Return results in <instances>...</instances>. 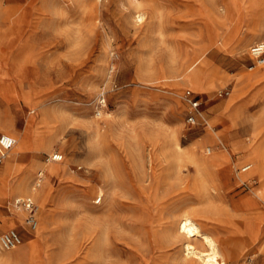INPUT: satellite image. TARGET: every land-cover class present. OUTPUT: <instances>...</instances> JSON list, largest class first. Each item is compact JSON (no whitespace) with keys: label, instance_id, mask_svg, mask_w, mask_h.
Segmentation results:
<instances>
[{"label":"rangeland","instance_id":"374dc122","mask_svg":"<svg viewBox=\"0 0 264 264\" xmlns=\"http://www.w3.org/2000/svg\"><path fill=\"white\" fill-rule=\"evenodd\" d=\"M246 2L248 15L233 0H0V133L29 129L27 150L0 162V234L15 228L22 237L12 249L0 246V264H186L174 213L194 209L223 242L246 222L237 204L259 178L238 185L222 179L218 165L204 164L219 150L206 120L230 148L252 132L245 120L264 119V63L250 51L262 41L263 14L249 15L264 11V0ZM202 54L208 92L184 70ZM175 81L183 82L178 94ZM187 89L201 102L198 124L186 121ZM37 122L47 147L34 151ZM173 134L187 152L178 163ZM54 152L63 159L52 160ZM34 163L33 194L11 193L9 184ZM44 164L58 171L46 168L35 186ZM196 177L220 193L212 203L196 195ZM100 187L107 196L98 202ZM20 196L37 205L33 249L36 230L23 211L22 219L14 214ZM227 264H264V256Z\"/></svg>","mask_w":264,"mask_h":264},{"label":"bare ground","instance_id":"6f19581e","mask_svg":"<svg viewBox=\"0 0 264 264\" xmlns=\"http://www.w3.org/2000/svg\"><path fill=\"white\" fill-rule=\"evenodd\" d=\"M233 1L235 3H237L239 6H241V8L245 12V14L248 15V13L246 11V7L249 5V3L246 2V0H233ZM241 3H242V5H241ZM263 12L264 11L257 13L256 11H252V13L249 14V15H253L255 17L256 16H258V17L262 16V14H263V16H262L263 22L261 23V25H259L263 28L262 41H264V13ZM142 17H143V15L141 13V14H138L137 18L141 19ZM256 62L258 64H262L257 59H256ZM186 66L187 67L184 70H186V71L190 70L191 71L189 76L191 78H193L194 80H196L198 88L204 92H208L209 87L206 84V78L210 76V68L207 66V59L203 56V54L196 57L190 64H188ZM176 77H178V76H176ZM172 84H173L172 92L174 94H178L179 93L178 89L181 88L183 82L175 81ZM11 99H14V97H12ZM22 104H24V103H22ZM222 105H223V103L221 102V103L217 104L216 106H214V109H219ZM31 112H35V109L33 107H31L30 113ZM13 114H15V113H13ZM14 118H15V115H14ZM27 120H29V118ZM245 121H249L252 124V126H253L252 132L250 133V135L247 139L237 137L235 139V141L232 142V146L229 148L221 140L219 133L217 134L216 132L213 131L211 122L206 120V122H208V125H209L207 135H209V137H211L212 139L217 141V144L219 145L218 146L219 150L213 152L211 154V156L204 162V164H206V165H218L219 168L221 169L222 179H224L226 176L230 177L231 179H234L235 183L238 185L239 184L242 185V183H243V184H247L249 186L250 182L253 183L252 181H254V178H256V177L259 178L260 186L253 187L252 185H250L251 192L249 194H247L244 197V199L237 204V206H238L237 209L239 210V213L246 215L247 220L245 223H242L239 221L235 225V227L232 228V232H231L232 234L229 237V239H227L225 242H223V241H220L218 238H215L214 236L211 235V233L209 232V229L207 227L208 221H206L205 219H201V218H198V219L195 218V216H197V214L195 213L194 209H192V208L184 209V207H185L184 206L183 207L184 210H180L179 212L174 213L173 214V220H171V223H172V227H174V229H175L174 232H176L177 234H180L183 237V242H182V245H183L182 247L184 250L183 261L186 264H227V262L229 261L230 258L233 259L234 261H238L240 258L245 259L248 255L255 256L257 258L260 257L261 255L264 256V234L262 233V229L259 228L260 226L258 224V222L264 223V138L263 139L260 138L264 132V128L262 125V123L264 122V119L262 120L261 118H259L257 116H251ZM31 123H29V124H31ZM238 124H239V122L236 123V125H238ZM244 127H246V126H244ZM240 129H242V128H240V127L235 128V132L237 133V135H238V133H240V131H241ZM26 131H27V129H26ZM26 131L24 132L20 129V131L11 130V132H9V134L12 135L16 139V142H15L14 146L11 148L12 151L10 152V154L6 155L7 158H10L12 156V154H14L17 150H26L28 148V146H27L28 141H27L26 137H28L27 133H28L29 129L27 132ZM44 134L45 133L40 129V127L38 126V122H37L35 131H34V138H33V144H34L33 150L34 151H38L42 147H47V142L45 140ZM167 134L168 133H166L165 135H167ZM172 137H174V138L172 140L173 143L171 144V156H172V159L178 163V161L182 158V156H184L187 152L184 150H181V146L179 145V143L176 139L177 136H175V134H173ZM259 140H261V144L258 146ZM164 141H165V139H164ZM166 141H168V140H166ZM166 143H168V142H166ZM135 145H137V144H135ZM208 151H209V153H211L210 148L208 149ZM163 153H164V151H163ZM8 161H9V159L7 160V163H8ZM48 163H50V162H48ZM36 166H38L36 163L32 164L29 167V170L27 171L26 174L22 175L19 178V180L14 181V182L9 184V190L11 193L22 192V191L28 192L29 191V193L33 194V192H34L33 188L29 189V186H28V182H29L28 178L30 177V176H28V174L32 173ZM107 166H108V170H109V167L111 165L110 166L107 165ZM12 167L6 165L5 169L11 170ZM177 167H180V166L178 165ZM14 168H16V166ZM46 168L49 170V173H54V172L58 171V167L56 165H52L49 167V164H44L43 168H40L38 170V174L43 175V173H44L43 169H46ZM16 170H18V169L16 168ZM206 180H205V178H202V177L201 178L200 177L195 178V184L197 186L196 195L199 196L200 199H204L205 202L212 203L213 200L216 199V197H218L220 195V193H217V191H216L217 189H216L214 184H213L214 185L213 186L210 183H208ZM224 181H226V180H224ZM95 189H97V188H95ZM219 189H221V188H219ZM102 190H103V192H101ZM98 192H99V196H100V201H101L103 196H105V197L107 196V193L105 192L103 187H100V189H98ZM39 194H40L39 191L34 193V195H36V196H38ZM102 200H104V199H102ZM181 207H182V205H181ZM13 208H15V207L13 206ZM16 210L17 211L14 212L15 216L18 217V219H22L23 214L20 213V211H23V210H21V209H16ZM23 213L26 215V213L24 211H23ZM102 215H103V213H102ZM96 220H97V218H96ZM149 224H151V223H149ZM142 225H144V224H142ZM40 226H41L40 223H39V225L37 224V227L34 229V230H36L35 235L30 237V247L32 249H33L34 245L37 244V242L40 238V235H39L40 234ZM164 226H166V225H164ZM254 227H256V229H254ZM97 230H99V229H97ZM168 238H169V236H168ZM171 238H173V236ZM176 242H178V241H176ZM166 244H167V242H166ZM5 258H6V256H5Z\"/></svg>","mask_w":264,"mask_h":264},{"label":"built area","instance_id":"2783aa9c","mask_svg":"<svg viewBox=\"0 0 264 264\" xmlns=\"http://www.w3.org/2000/svg\"><path fill=\"white\" fill-rule=\"evenodd\" d=\"M250 51L260 63H264V41L254 43L251 46ZM184 98L190 105V109L186 116L187 123L194 125L201 122V119L205 120L201 111V102L199 101L198 97L194 96L190 89H187L184 92ZM15 142L16 139L13 136L8 134H0V146L3 149V152L0 154V162H2L6 157L7 152L14 146ZM50 158L54 161H59L63 159V154L54 152L51 154ZM41 180L42 175L38 174L35 186L39 185ZM99 201L100 198L98 199V202ZM13 206L16 209H21L26 213L25 222L31 229H35L37 227V205L31 196L16 197L13 200ZM21 240L22 237L19 231L15 228H10L0 234V246L3 249H12L21 243Z\"/></svg>","mask_w":264,"mask_h":264},{"label":"crops","instance_id":"0c3cea01","mask_svg":"<svg viewBox=\"0 0 264 264\" xmlns=\"http://www.w3.org/2000/svg\"><path fill=\"white\" fill-rule=\"evenodd\" d=\"M4 129V131H5V129L6 128H3ZM8 131H11V130H13V129H11V128H9V129H7ZM13 131H15V130H13ZM0 134H5L4 132L3 133H0ZM8 135H10V134H8ZM10 136H12V135H10ZM1 147V146H0ZM27 150V149H26ZM30 150H33V149H30ZM7 166H10V167H12V165H7ZM43 171H46L47 172V170L45 169H43Z\"/></svg>","mask_w":264,"mask_h":264}]
</instances>
